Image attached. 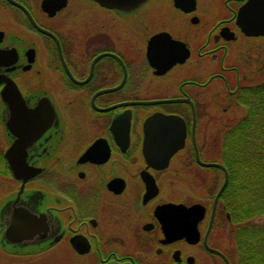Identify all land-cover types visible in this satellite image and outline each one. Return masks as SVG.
I'll return each instance as SVG.
<instances>
[{
    "label": "flooded vegetation",
    "instance_id": "af4514ba",
    "mask_svg": "<svg viewBox=\"0 0 264 264\" xmlns=\"http://www.w3.org/2000/svg\"><path fill=\"white\" fill-rule=\"evenodd\" d=\"M107 1L0 0V74L15 82L23 98L13 105L26 112L24 159L37 169L19 192L21 182L5 156L17 135L5 126L11 110L0 95V176L15 182L0 202V253L60 264H242L228 234L232 216L222 193L213 206L224 169L201 164L196 152L201 162L227 170L214 150L223 139L225 115L242 105L247 87L264 81L251 75L254 65L238 63L258 45L236 51L233 45L264 36H247L236 25L245 0H221L214 23L192 48L170 30L153 27L167 0L131 8L129 0H115L123 6ZM168 2L181 17L199 22L198 0L191 8L188 0ZM40 28L58 38L62 58ZM163 32L185 43L184 61L168 67L179 49L165 35L151 41ZM35 35L52 43L45 58L38 57ZM166 99L178 100L161 101ZM157 113L177 115L185 127L183 146L166 164L159 149L173 133L166 137L170 131L150 133L144 126ZM180 178H189L192 188L179 197ZM178 202L204 207L198 235L190 240L163 229L160 207ZM18 205L29 219L14 236H29L10 242L4 230Z\"/></svg>",
    "mask_w": 264,
    "mask_h": 264
},
{
    "label": "water",
    "instance_id": "95a60500",
    "mask_svg": "<svg viewBox=\"0 0 264 264\" xmlns=\"http://www.w3.org/2000/svg\"><path fill=\"white\" fill-rule=\"evenodd\" d=\"M144 0H129L128 6L131 8L137 4H140ZM179 0H175V4H180ZM195 0H188L190 4V8L194 5ZM102 2H108L107 0H102ZM114 2V3H111ZM115 0L110 1L111 4L123 6V1L116 2ZM236 25L239 27L240 31L243 32L247 36H259L264 35V0H245L238 8L235 17ZM41 29V28H40ZM43 32L49 34L55 41L57 46V50L59 55L62 58L61 48L58 38L51 32L41 29ZM167 36L166 38L172 43V45L179 49L178 57L172 59L171 63H169L168 67L175 62L184 61L189 53V50L185 43L179 41L177 39L172 38L168 33H158L154 34L151 37V41L158 39L161 36ZM167 67V68H168ZM68 70V69H67ZM0 80L4 82L3 87L0 89V95L2 100L7 103V107L11 110L9 112V120H6L5 126L9 132L14 133L17 135V141L11 143L7 149L5 150V156L7 159L8 166L13 177L21 182L19 192L22 191L23 185L30 176L31 172H36V168L29 166L24 159L25 149H26V134L29 132L28 128L26 127L25 120L26 119V112L23 111L18 113L14 109L13 103L18 101V99H23L20 95V91L16 86L15 82L7 75L0 74ZM10 93H17L19 96L13 97ZM178 99H166L161 101H176ZM146 101H133L132 103H143ZM155 102V101H149ZM23 118L20 121H15V118ZM13 120V122H11ZM16 125L17 127H15ZM145 129L148 131L157 133L163 132L164 134L167 132H171L166 137L172 135L170 138L169 143L163 142L165 145L160 146L161 156L164 158L161 162L162 164H166L170 155L175 152L178 148L182 147L183 140H184V122L183 120L177 115H165L161 113L153 114L147 117L144 121ZM162 130V131H161ZM167 130V131H166ZM165 131V132H164ZM160 140V139H158ZM18 141H24L22 144ZM20 151L23 154L15 155L14 151ZM150 155L154 154V152H149ZM197 160L205 165V166H218L224 169V179L214 197L213 206H215L216 200L220 193L222 192L223 188L225 187L228 179V173L225 167L222 164L216 162H201L199 160L198 152H196ZM9 204V200L6 202V205ZM27 209L21 205H18L17 210L12 209L9 215V224L4 230V236L10 242H18L21 239H25L29 234H22L18 235L17 237L14 236L15 232L18 230H26L24 227L25 222H28L29 214H27ZM160 217L163 224V229L165 233H170L172 231L174 235L178 238L184 237L188 240L195 238L198 235L197 230V222L202 217L204 212V207L198 203L194 202L190 205H186L182 202L179 203H166L162 204L160 207ZM20 213V216L17 215ZM24 222V223H23Z\"/></svg>",
    "mask_w": 264,
    "mask_h": 264
},
{
    "label": "trees",
    "instance_id": "16d2710c",
    "mask_svg": "<svg viewBox=\"0 0 264 264\" xmlns=\"http://www.w3.org/2000/svg\"><path fill=\"white\" fill-rule=\"evenodd\" d=\"M242 116L229 123L216 155L229 172L221 198L232 216V236L242 264H264V81L240 99Z\"/></svg>",
    "mask_w": 264,
    "mask_h": 264
},
{
    "label": "rangeland",
    "instance_id": "374dc122",
    "mask_svg": "<svg viewBox=\"0 0 264 264\" xmlns=\"http://www.w3.org/2000/svg\"><path fill=\"white\" fill-rule=\"evenodd\" d=\"M198 3L199 7L197 9V16L199 18V22L194 23L187 18L185 19L184 17H181L180 13H178L174 7L169 4L168 0L165 1V3L161 5L163 10L158 13L153 27L170 30V32L177 38L180 37L179 39L188 42L191 48L196 46V44L199 42V38H201L200 35H202V32L205 30L207 31V29L214 23L211 20L218 12V7L220 8L221 0H198ZM35 39L38 57L45 58L46 48H50L52 45L51 41L43 35H35ZM252 43L258 45L257 52L249 51L244 55V58H241V62H237L242 65V68L244 66L249 67L250 65H254L256 67V71L252 72L251 75L261 78L264 76V39L257 41L252 38H242L238 43L233 45V50L236 51L237 46H249ZM233 55V53L229 55L230 60H233ZM208 67L209 65H207V68ZM230 86H232V84H230ZM216 87L217 85H214V87L210 88L209 90H213L215 92L217 90ZM242 106L243 105L231 109L229 113L225 115L227 118V124L242 116L243 112H245V108ZM190 184L191 180L189 178L178 179L177 191L179 197L187 192V188L189 191L191 190L192 184ZM14 186V179L0 176V202L3 200L4 196L6 197V192L10 191V189L14 188ZM259 221L264 222V215L261 217V219H259ZM228 234L230 235V230ZM0 264H60V262L57 259H48L47 257L31 256L16 258L11 255L0 253Z\"/></svg>",
    "mask_w": 264,
    "mask_h": 264
},
{
    "label": "bare ground",
    "instance_id": "6f19581e",
    "mask_svg": "<svg viewBox=\"0 0 264 264\" xmlns=\"http://www.w3.org/2000/svg\"><path fill=\"white\" fill-rule=\"evenodd\" d=\"M148 130V129H147Z\"/></svg>",
    "mask_w": 264,
    "mask_h": 264
}]
</instances>
